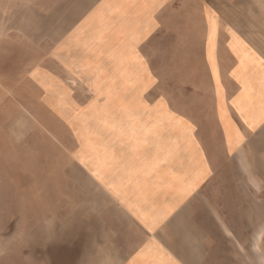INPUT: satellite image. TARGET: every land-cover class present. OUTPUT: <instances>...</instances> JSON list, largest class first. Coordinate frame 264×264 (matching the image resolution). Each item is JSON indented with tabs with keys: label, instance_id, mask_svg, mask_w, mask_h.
I'll list each match as a JSON object with an SVG mask.
<instances>
[{
	"label": "rangeland",
	"instance_id": "1",
	"mask_svg": "<svg viewBox=\"0 0 264 264\" xmlns=\"http://www.w3.org/2000/svg\"><path fill=\"white\" fill-rule=\"evenodd\" d=\"M10 5L0 6V264H18L29 246L33 252L53 243L54 232H87L88 219L95 220L91 228L102 224L103 211H115L87 173L88 154L103 160L95 140L121 134L131 144L128 155L134 154L138 116H188L196 123L212 116L215 59L237 33L229 21H243L251 31L264 22V0H170V11L153 13L139 27L130 21L136 14L108 20L99 13L95 19L106 28L78 30L73 37L88 42L82 61L95 64L99 82L92 87L55 52L13 69L17 40H34L31 33L43 31L48 34L38 36L40 42H68L71 33L67 27L57 35L32 30L33 20L48 15L39 10L46 9L45 0ZM44 64L54 68L49 77ZM52 82L55 89L45 91ZM251 175L245 165L223 173L222 181L212 173L200 194L199 217L211 247L207 264H264V184Z\"/></svg>",
	"mask_w": 264,
	"mask_h": 264
},
{
	"label": "crops",
	"instance_id": "2",
	"mask_svg": "<svg viewBox=\"0 0 264 264\" xmlns=\"http://www.w3.org/2000/svg\"><path fill=\"white\" fill-rule=\"evenodd\" d=\"M11 1L4 0L0 6H11ZM168 3L170 0H45L46 9L41 6L39 10L48 15L45 20H33L32 30L57 35L67 27L71 37L68 42L62 37L40 42L39 37L48 32H32L34 40H17L12 68L55 52L57 60L70 62L75 76L86 75L96 87L95 64L86 66L82 61L90 50L88 42H75L77 31L106 28L95 19L99 13L108 20L130 13L131 18L137 15L130 20L132 24L151 22L153 13L170 11ZM20 5L29 10L28 5ZM229 22L238 25L237 33L231 34L220 61L215 59L212 116L198 123L188 116H138L134 154L129 155L127 146L131 144L124 142L123 135H100L95 142L103 150V160L96 163L87 153V173L115 212L104 210L97 228H91L95 220L88 219L87 232H54L53 243L40 244L33 252L29 246L30 252L18 264H207L211 247L199 205L211 174L222 181L223 173H236L245 165L251 178L264 184V22L254 23V31L243 21ZM43 69L49 77L54 68L44 64ZM89 79H82L84 87L89 88ZM56 85L45 84L44 89L53 91ZM58 87L66 91L65 86Z\"/></svg>",
	"mask_w": 264,
	"mask_h": 264
}]
</instances>
